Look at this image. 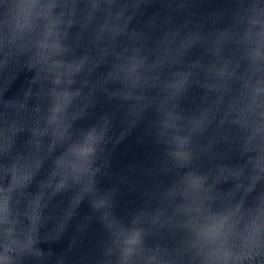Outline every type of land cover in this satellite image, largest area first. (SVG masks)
<instances>
[{"label": "clouds", "instance_id": "obj_1", "mask_svg": "<svg viewBox=\"0 0 264 264\" xmlns=\"http://www.w3.org/2000/svg\"><path fill=\"white\" fill-rule=\"evenodd\" d=\"M93 219L79 264H264V0H0V264H75Z\"/></svg>", "mask_w": 264, "mask_h": 264}, {"label": "water", "instance_id": "obj_2", "mask_svg": "<svg viewBox=\"0 0 264 264\" xmlns=\"http://www.w3.org/2000/svg\"><path fill=\"white\" fill-rule=\"evenodd\" d=\"M156 7L157 5H150L148 11L155 9ZM26 75L27 73L22 71L17 76V78L11 82L10 87L5 93V95L14 94L24 83ZM118 105L119 101L108 100L102 96L96 108L93 110V115H90L83 121H78V123H88L90 120L94 119L95 114L101 111H115ZM150 114L151 113H148V115ZM114 127L117 131L121 127L118 119L114 121ZM145 129L146 123L144 120H141L137 125L132 128L131 132L126 135V137L120 142V144L117 145L116 151L114 152L112 157V170L114 172H127V169L125 168L126 164L139 163L145 160L146 154L152 148L151 144L148 142L147 137H145L144 141L138 139L139 137L144 135ZM131 175H143V173H141L139 169H137V172L132 173ZM111 182H113V180H110L107 177L102 178L101 180V183L105 186ZM121 187L122 192L120 199L122 203L121 205H117V212H122V204L127 203L129 206H135L139 204L141 199L138 192H129L126 190L125 186L122 185ZM57 199H59V197ZM88 213H90V207L87 201H84L78 209V218H74V220L66 230L64 236L58 241L44 243L42 246L45 248L51 246L57 253L65 251L70 237L75 232V224L78 222L79 219L83 218ZM101 234L102 229L98 221H96L95 219L91 220L88 228L85 229V231L81 234L80 241L78 242L76 247L71 251V253H69L70 258L75 262V264H79V261L82 258L87 257L89 250L95 248Z\"/></svg>", "mask_w": 264, "mask_h": 264}]
</instances>
